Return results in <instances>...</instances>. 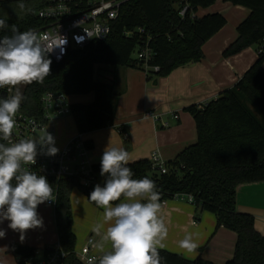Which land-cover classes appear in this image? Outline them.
Here are the masks:
<instances>
[{
  "label": "trees",
  "instance_id": "obj_1",
  "mask_svg": "<svg viewBox=\"0 0 264 264\" xmlns=\"http://www.w3.org/2000/svg\"><path fill=\"white\" fill-rule=\"evenodd\" d=\"M46 0H1L0 18L8 28L0 37L11 35L15 26L20 31L36 29L42 22L36 11ZM243 5L250 14L237 26L238 38L223 52L226 57L254 46L264 38V0H225ZM193 8H207L216 0H190ZM25 9L21 10L19 4ZM226 24V17L213 12L196 18L180 20L176 0H131L123 4L112 25L109 37L93 41L83 49L73 50L61 61L49 57L51 73L42 83L27 84L19 111L38 119L43 116L41 96L45 91H63L69 95L92 93L89 103L71 104L79 132L88 133L114 124L116 91L113 80H103L96 64L113 67H135L152 77L167 76L174 69L198 62L203 57L202 45ZM138 27L152 36L154 49L151 65L159 70H145L133 56L142 43L138 34L125 36V30ZM264 54L237 80L222 90L217 99L204 105L186 107L194 118L197 139L186 146L175 159L166 161L167 172L153 169L148 158L129 162L134 178L148 177L156 184L160 202L180 195H193L196 208L215 214L217 226L236 232L233 257L224 264H264V236L254 226V215L241 212L236 206L239 184L264 180ZM99 70V69H98ZM2 97V96H0ZM0 143H5L0 139ZM87 149L93 144L85 140ZM93 167L100 171L99 164ZM53 189L56 231L62 251L61 264H85L75 250L76 236L72 230L73 216L70 194L78 188L89 199L94 186H84L79 177L60 180L48 177ZM92 202V201H91ZM94 203V202H92ZM95 204V203H94ZM162 264H216L201 257L187 259L179 253L159 248ZM10 251L23 264L25 256L35 255V248L12 243ZM51 248L44 251V256Z\"/></svg>",
  "mask_w": 264,
  "mask_h": 264
},
{
  "label": "crops",
  "instance_id": "obj_2",
  "mask_svg": "<svg viewBox=\"0 0 264 264\" xmlns=\"http://www.w3.org/2000/svg\"><path fill=\"white\" fill-rule=\"evenodd\" d=\"M213 12L223 14L226 24L204 42L200 61L180 66L167 76L149 80L141 68L108 65L112 68L110 72L118 92L116 115L113 125L84 133V140H90L93 144L87 151L90 163L100 165L107 146L127 150L129 162L149 159L155 151L164 161H169L196 141V123L185 108L217 99L220 92L233 86L258 58L254 46L229 57L223 55L224 50L238 38L237 26L250 14V9L225 0H216L211 6L199 9L200 16ZM73 96L76 99H70L72 103H89L94 98L92 93L70 95ZM148 110L158 114L159 118H144L143 113ZM57 119L58 125L53 124L52 128L55 146L61 150L79 131L72 114ZM165 202L163 204L161 201L160 204L168 236L163 241L162 249L179 253L187 259L201 257L216 264H224L233 257L236 232L217 226L215 214L198 210L184 195L165 199ZM70 205L72 230L76 236L75 250L78 253L88 236L92 235L95 243L100 240L93 227L102 222L103 209L92 203L78 188H74L70 194ZM236 206L239 211L254 215V226L264 236V180L239 184ZM38 213L43 218L44 226L28 230L23 241L18 232L8 228V221L0 224V229L6 233L0 238V264H17L16 257L10 251L12 243L32 246L36 257H43L44 251L59 241L54 201L39 205ZM189 233L198 245L193 252L179 247V242ZM94 252L101 255L96 247Z\"/></svg>",
  "mask_w": 264,
  "mask_h": 264
},
{
  "label": "clouds",
  "instance_id": "obj_3",
  "mask_svg": "<svg viewBox=\"0 0 264 264\" xmlns=\"http://www.w3.org/2000/svg\"><path fill=\"white\" fill-rule=\"evenodd\" d=\"M19 7L25 9L23 3ZM8 27L0 18V30ZM11 32L0 37V89L12 93L0 97V139L6 142L0 143V224L8 221V228L18 232L23 241L28 230L44 226L38 206L55 200L47 177L24 165L35 164L38 146L47 156H55L59 149L47 130L36 140L13 141L15 117L24 99L19 86L42 83L51 73L49 54L56 47L53 40L64 41L59 35L41 36L35 30L20 31L15 26ZM128 164L129 153L124 148L107 146L103 151L100 175L106 179L89 194V200L103 209L102 222L93 227L100 235L94 246L101 255L89 264H162L158 249L164 246L168 228L161 215L160 193L152 179L134 178ZM5 235L0 229V238ZM179 247L193 252L198 245L189 233Z\"/></svg>",
  "mask_w": 264,
  "mask_h": 264
},
{
  "label": "built area",
  "instance_id": "obj_4",
  "mask_svg": "<svg viewBox=\"0 0 264 264\" xmlns=\"http://www.w3.org/2000/svg\"><path fill=\"white\" fill-rule=\"evenodd\" d=\"M128 1L131 0H46L35 13L42 24L34 30L41 36L56 37L59 35L62 37L63 43L62 40H53L56 47L49 54V57L55 61H61L73 50L83 49L93 41L106 40L111 34L114 21L120 15L121 7ZM176 8L180 20L200 16L199 10L193 8L190 0H176ZM133 34H138L142 41L135 51L137 63L142 65L145 70L150 68L159 70L158 66L151 65L154 56V49L151 46L152 36L143 27L124 31L125 36ZM257 53L264 54V38ZM2 91H5L7 96L12 94L7 88L0 89V92ZM40 101L43 110L41 119L22 111L17 112L15 117L17 126L13 130V141L18 142L28 138L36 140L46 130L55 137L54 129L50 123L59 117L71 114L70 95L63 91H45ZM143 117L157 120L159 115L148 110L143 113ZM83 135L84 133L78 132L55 156L42 154L38 146L39 154L35 164L24 165V167L47 178L52 177L60 180L79 177L84 186H95L98 183L103 186L106 177H103L101 181L97 179L100 171H97L87 159L88 149ZM149 160L154 170L161 173L167 172L166 161L160 157L158 151L153 152ZM184 196L191 203L195 201L193 195ZM162 203H166L165 200ZM94 245L95 238L90 235L78 251L80 260L85 264H89L90 260L99 256L94 252ZM64 255L58 241L51 247V252L48 255L43 257L25 256L23 264H61Z\"/></svg>",
  "mask_w": 264,
  "mask_h": 264
},
{
  "label": "rangeland",
  "instance_id": "obj_5",
  "mask_svg": "<svg viewBox=\"0 0 264 264\" xmlns=\"http://www.w3.org/2000/svg\"><path fill=\"white\" fill-rule=\"evenodd\" d=\"M133 56L136 57V54H133ZM94 68H95L96 71H99V73L101 74V78H104L105 77V74H107V76H106L107 78H104L103 80H106V81L112 80L113 74L110 72V70H112L111 67H109L108 65H105V64H96L94 66ZM19 87H20V90H21V92L23 94L24 91H25L26 85H20ZM70 99H73L74 100V99H76V97L73 96V97H70ZM57 121H58V119H55L53 121V123H50V126L53 125V124H55V126L58 125V122ZM74 124L76 125V121L75 120H74ZM97 179L99 181H101V180H103V177L100 174H98Z\"/></svg>",
  "mask_w": 264,
  "mask_h": 264
},
{
  "label": "water",
  "instance_id": "obj_6",
  "mask_svg": "<svg viewBox=\"0 0 264 264\" xmlns=\"http://www.w3.org/2000/svg\"><path fill=\"white\" fill-rule=\"evenodd\" d=\"M154 83L155 84L157 83V80L156 79L154 80ZM0 96L6 97L7 96V93L5 91H2V92H0Z\"/></svg>",
  "mask_w": 264,
  "mask_h": 264
}]
</instances>
